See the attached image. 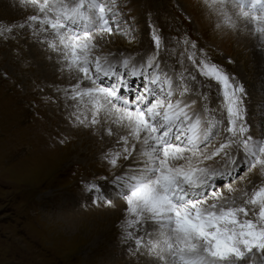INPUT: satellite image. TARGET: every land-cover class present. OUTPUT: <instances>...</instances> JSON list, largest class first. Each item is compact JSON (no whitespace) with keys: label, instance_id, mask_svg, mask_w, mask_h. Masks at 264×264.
<instances>
[{"label":"snow or ice","instance_id":"obj_1","mask_svg":"<svg viewBox=\"0 0 264 264\" xmlns=\"http://www.w3.org/2000/svg\"><path fill=\"white\" fill-rule=\"evenodd\" d=\"M21 3L37 14L18 27L29 28L76 73V83L68 91L91 113L90 119L74 113L78 124L91 128L106 122L109 136L114 134L113 124L126 132L118 140L122 149L106 153L105 159L113 169H121L113 173L111 183L117 188L116 199L126 206L121 229L131 242L130 254L149 257L150 264H264V125L258 135L252 134L243 83L206 54L201 61L195 52L188 55L197 74L221 89L225 115L215 119L207 96L199 110L193 109L197 100L190 97L186 81L195 84L196 75H177L175 69L162 66V41L155 30V51L139 59L97 54L98 37L123 34L116 0ZM205 6L220 21L217 28L235 31L242 23L264 51V0H206ZM184 46L185 51L189 46L196 49L187 37ZM129 75L142 81V90L134 97L122 93ZM103 78L113 82L104 85ZM85 81L89 86L81 87ZM177 89L180 98L173 101ZM221 127L226 138L202 150L209 149ZM121 159L128 161L127 167L119 164ZM252 170L262 178L259 186L251 191L231 186ZM226 175L227 196L220 191L224 185L212 186L217 177ZM87 190L96 193L93 203L98 207L116 206L96 183Z\"/></svg>","mask_w":264,"mask_h":264},{"label":"rangeland","instance_id":"obj_2","mask_svg":"<svg viewBox=\"0 0 264 264\" xmlns=\"http://www.w3.org/2000/svg\"><path fill=\"white\" fill-rule=\"evenodd\" d=\"M116 3L123 34L97 41L100 46L97 54L112 52L117 57L122 54L139 59L155 51V30L162 41L159 49L162 66L175 69L177 75H196L195 84L186 81L190 97L197 100L193 109L199 110L207 96L213 118L223 119L220 87L214 80L197 74L187 58L195 52L197 61H201L202 53L206 54L210 62L243 83L247 93L244 99L247 123L252 126L253 135L259 134L264 125V51L242 23L235 31L223 26L216 30L217 35L229 37L228 51L215 42V36L210 38L204 33L199 18L188 12L183 0H116ZM25 9L31 11L28 16L37 14L27 7H0V264H138L136 261L148 264L141 256L130 254L131 242L123 237L121 222L127 215L125 206L120 214L108 218L110 211L93 203L96 193L87 190L89 184L96 183L103 196L117 201V188L111 180L113 173L119 174L121 169H113L105 154L122 149L118 140L126 132L113 124L114 134L109 136L105 122L103 126H95L93 133H86L91 150L98 148L102 157L91 151L87 155L89 159H84L80 152L86 147L81 140L77 142L81 149L69 147L60 155L56 153L54 141L59 137L51 134L71 130V117L67 118L73 111L71 102L73 107L82 106H78L68 91L76 79L67 78L66 74L74 72L76 77V73L45 44L42 46L29 28L18 27L27 23ZM215 19L212 17L214 26L220 23ZM10 27L15 30L7 31ZM185 37L195 42V50L189 46L185 51ZM43 39L41 35L40 40ZM44 50L55 57L50 55L45 59L47 62L42 61ZM59 72L65 75H57ZM112 82L108 78L103 83ZM126 84L122 89L125 97H134L142 90L139 77L126 76ZM86 86H89L86 81L81 84ZM180 91L176 90L173 101L180 98ZM65 92L68 100H55V95ZM226 136L221 127L209 149L202 150L218 146ZM41 158L43 166L48 161L47 169L41 166ZM73 162L76 168L71 169L69 164ZM119 164L127 167L128 161L121 159ZM228 179L229 176L219 177L212 186L224 185L220 191L227 196ZM261 179L259 172L252 170L233 180L231 186L251 191L254 185L259 186Z\"/></svg>","mask_w":264,"mask_h":264},{"label":"bare ground","instance_id":"obj_3","mask_svg":"<svg viewBox=\"0 0 264 264\" xmlns=\"http://www.w3.org/2000/svg\"><path fill=\"white\" fill-rule=\"evenodd\" d=\"M184 1V3L186 4V6H187V9H188V12L190 13V12H192V14L194 15V17L195 18H199V21H200V25H201V28L203 29V31H204V33H206L207 34V36L208 37H210V38H212L213 36H215V38H214V40H215V42L216 43H218V45L220 46V47H222L223 49H225V50H230L229 48H230V39H229V37H227V36H225V37H223V36H220V35H217V33H216V30L218 29L216 26H214V23H213V20H212V17H214L215 18V16L214 15H211L210 13H209V11H208V8L205 6V3H206V0H183ZM18 6V8L20 7V9H22V8H25V7H27L28 9H31L30 8V6L28 5V4H22L21 3V0H0V7H7V8H16L17 6ZM29 7H28V6ZM16 6V7H15ZM22 6H24V7H22ZM185 6V7H186ZM15 10V9H14ZM26 10V9H25ZM32 10V9H31ZM27 11V10H26ZM30 13H31V11H29ZM28 11H27V13L26 14H23V15H30V13H29ZM19 14H21V13H19ZM33 14V13H32ZM27 15V16H28ZM191 15V14H190ZM192 15V16H193ZM217 19V18H216ZM215 19V20H216ZM197 21V20H196ZM212 23V24H211ZM197 25V24H196ZM200 27V26H199ZM203 34V33H202ZM36 37V36H35ZM108 37H105V38H103V39H107ZM99 40H102V39H97V41H99ZM115 40H117V38L115 39ZM243 40V39H242ZM42 44V46H43V43H41ZM45 48V47H44ZM46 49V48H45ZM37 52V51H36ZM46 52V53H45ZM38 53V52H37ZM44 53V54H43ZM42 53V56H43V58L41 59L42 61H44V62H47L46 60H47V57L48 56H52V57H55L51 52H48V51H46V50H44V52ZM41 55V54H40ZM57 55V54H56ZM46 57V58H45ZM46 59V60H45ZM50 59V58H49ZM48 59V60H49ZM59 64V66H61V63H58ZM63 70H64V68H63ZM62 72V71H61ZM63 72H65V71H63ZM73 72V71H72ZM74 73V72H73ZM66 74V77L68 78H70L71 76L73 77V78H75V74ZM65 75V74H63V73H57V75ZM62 77V76H61ZM107 79L108 78H103V82H105V81H107ZM70 82V81H69ZM86 85V84H85ZM127 93V92H126ZM67 94H68V92H65V93H61V94H58V95H55V100H57V99H59L60 100V102H63V101H65V100H68L69 98L67 97ZM69 102V101H68ZM70 104V103H69ZM68 105V104H67ZM71 105H72V109L71 110H73L72 111V113L71 114H67V118H69L70 119V117H71V119H70V123H71V126L73 125L76 129H75V131H73V126L71 127V130H69L68 132H66V131H60L59 133H61V134H59V133H52L51 135L52 136H57V137H59L58 139H55V141H54V145L57 147V149H56V153H58V155H60L59 153L61 152V151H67L68 150V148L69 147H80V146H78L77 145V142H78V140H81V143H82V145L83 146H85L86 147V149L85 150H82L81 149V147H80V149H81V152H80V155H83V158L84 159H86V158H88L89 159V157H87V155H89V153L92 151V152H94V154H96V155H99L100 157H102V155L101 154H99V149L98 148H94V150H91V147L89 146V140L87 139V137H86V133H93V129H95L96 130V127H91V128H89V129H82L84 126L83 125H81L82 127H79L80 125L78 124V122L76 121V118H75V115H73L74 113L76 114V115H79L80 117H81V119H85L86 117L87 118H89L90 119V117H91V113L89 112V110L87 109V108H85L83 105L82 106H79L78 108L77 107H73L74 106V103L73 102H71ZM70 105V106H71ZM194 106H196V104L195 105H193V107ZM197 107V106H196ZM70 110V109H69ZM64 118V117H63ZM86 123H87V120H86ZM62 124V123H61ZM70 127V126H69ZM67 130V129H66ZM258 135V134H257ZM61 141H63V143H61ZM60 142V143H59ZM102 144H103V141L101 140V142H100V147L102 146ZM116 145V144H115ZM62 146H64V147H62ZM76 149V148H75ZM58 150V151H57ZM114 151V150H113ZM55 153V154H56ZM83 153V154H82ZM44 154V153H43ZM99 156H98V158H99ZM40 161H41V166L42 167H44V168H46L47 166H49V164H48V161H46L47 162V166L45 165V166H43L42 165V158L40 159ZM77 162V161H76ZM77 165V164H76ZM69 166H72V168L71 169H74V167L76 168V166H75V164H74V162L73 163H70L69 164ZM69 166L67 167V169H65V171L68 173L69 171H70V169H69ZM220 166V165H219ZM218 166V167H219ZM47 169V168H46ZM235 173H236V171H232V170H230V174L232 175V176H234L235 175ZM94 177V176H93ZM92 177V178H93ZM223 177H225V178H228V176L226 175V176H223ZM47 178V177H46ZM46 178H44V179H46ZM81 178H84V176L83 177H81ZM218 178L219 177H217L213 182H212V184H214V183H216V181L218 180ZM102 179V176L100 177V179L98 180L99 182H100V180ZM114 204L116 205L114 208H108L107 206L105 207V210L106 211H110V213L108 214V218L109 217H112L115 213H117V214H120V211L124 208V206H125V203H124V201L123 200H117V201H114ZM126 207V206H125ZM149 258V257H148ZM141 259H143V260H146V262L148 263V264H150V262H149V260H147L146 259V256L144 257V256H141ZM151 259V258H150ZM135 263H138V264H140L138 261H136Z\"/></svg>","mask_w":264,"mask_h":264}]
</instances>
